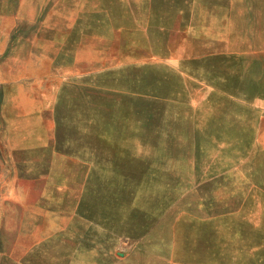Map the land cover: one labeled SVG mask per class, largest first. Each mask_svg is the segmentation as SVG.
<instances>
[{"label": "rangeland", "instance_id": "374dc122", "mask_svg": "<svg viewBox=\"0 0 264 264\" xmlns=\"http://www.w3.org/2000/svg\"><path fill=\"white\" fill-rule=\"evenodd\" d=\"M127 6L0 0V264H201L216 244L201 217L225 193L205 184L264 182L256 119L155 142L120 111L137 101L104 91L137 71L88 50Z\"/></svg>", "mask_w": 264, "mask_h": 264}, {"label": "crops", "instance_id": "0c3cea01", "mask_svg": "<svg viewBox=\"0 0 264 264\" xmlns=\"http://www.w3.org/2000/svg\"><path fill=\"white\" fill-rule=\"evenodd\" d=\"M126 1L125 22L104 26L118 37L105 34L88 50L99 62L137 70L121 67L120 83L104 88L137 101L120 102V111L141 115L136 131L155 142L202 141L190 137L202 136L208 125L238 127L256 119L247 125L258 136L264 128V0ZM251 173L241 172L239 182L205 184L225 193L215 212L201 217L214 222L216 239L201 264H264V182L249 181Z\"/></svg>", "mask_w": 264, "mask_h": 264}]
</instances>
